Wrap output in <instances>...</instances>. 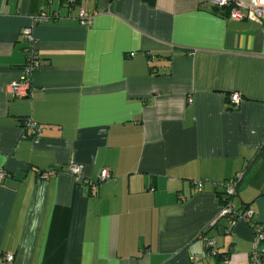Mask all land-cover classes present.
<instances>
[{"label":"crops","instance_id":"0c3cea01","mask_svg":"<svg viewBox=\"0 0 264 264\" xmlns=\"http://www.w3.org/2000/svg\"><path fill=\"white\" fill-rule=\"evenodd\" d=\"M263 144L264 22L198 0H0V264H255L220 184L244 172L232 206L264 224Z\"/></svg>","mask_w":264,"mask_h":264},{"label":"built area","instance_id":"2783aa9c","mask_svg":"<svg viewBox=\"0 0 264 264\" xmlns=\"http://www.w3.org/2000/svg\"><path fill=\"white\" fill-rule=\"evenodd\" d=\"M75 0H70V3H74ZM201 4H211L216 6L220 10L227 12L229 18L233 20H249L254 22H264V0H198ZM97 13H89L85 10H81L78 20L83 26H90L93 23ZM52 17L45 11L41 12L33 18V24L23 29V36L30 43L28 49V57L25 65L23 66V84L17 82L11 85V90L19 96L26 95L30 88L31 75L41 68V59L38 53V49L35 45V36L33 33V26L38 22L48 21ZM241 100L239 93H233L231 95V101L233 104H239ZM26 127L30 128L33 134L40 132V128L37 124L28 119L25 122ZM264 147V144H263ZM69 172L75 177L77 182L87 184L91 195H97L98 182L86 179L84 176V166L82 164L70 163ZM4 172H1V176ZM244 172L236 174L234 177L229 178L222 182L220 185L223 188L221 196V210L220 217H226L231 222L237 219H244L250 222L253 226L254 237L251 251V259L255 264H264V224L253 220L254 212L252 210L236 211L232 206V199L238 194L241 183L244 179ZM110 178V172L108 169L102 170L99 182L107 181ZM197 184L202 186V182L198 181ZM207 248V255L216 256L218 249L216 248V242L212 238L205 240ZM6 261L12 263L15 259L14 254H7Z\"/></svg>","mask_w":264,"mask_h":264},{"label":"trees","instance_id":"16d2710c","mask_svg":"<svg viewBox=\"0 0 264 264\" xmlns=\"http://www.w3.org/2000/svg\"><path fill=\"white\" fill-rule=\"evenodd\" d=\"M214 9L217 11V12H224V13H227L226 11L224 10H220L219 8H217L216 6H214Z\"/></svg>","mask_w":264,"mask_h":264},{"label":"rangeland","instance_id":"374dc122","mask_svg":"<svg viewBox=\"0 0 264 264\" xmlns=\"http://www.w3.org/2000/svg\"><path fill=\"white\" fill-rule=\"evenodd\" d=\"M238 199V198H237Z\"/></svg>","mask_w":264,"mask_h":264}]
</instances>
